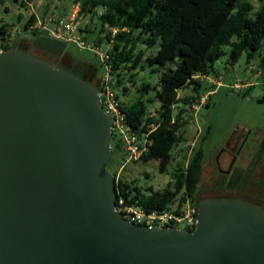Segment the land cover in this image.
<instances>
[{
    "label": "water",
    "instance_id": "water-1",
    "mask_svg": "<svg viewBox=\"0 0 264 264\" xmlns=\"http://www.w3.org/2000/svg\"><path fill=\"white\" fill-rule=\"evenodd\" d=\"M59 56L66 42L35 36ZM112 118L87 80L0 50V264H264V205L200 197L188 231L116 211Z\"/></svg>",
    "mask_w": 264,
    "mask_h": 264
},
{
    "label": "trees",
    "instance_id": "trees-1",
    "mask_svg": "<svg viewBox=\"0 0 264 264\" xmlns=\"http://www.w3.org/2000/svg\"><path fill=\"white\" fill-rule=\"evenodd\" d=\"M255 1L256 7L249 0H79L77 2L80 11L86 14L89 22L93 23L95 19L97 20L98 34L93 38L92 43L95 45L111 43L109 63L115 87H118L123 75L137 68L143 58L151 66V70L158 74L157 115L146 114L151 99H142L140 96L131 102L122 103L120 107L125 113L126 123L139 135L147 132L152 139L148 151L138 160L155 159L158 161L159 172L165 171L167 164L173 158L172 148L181 140L178 135L180 128L186 122L185 106H179L175 113L173 107L180 102L190 105V101L197 100L192 93L198 94L203 84L195 79V76H207L214 61L225 53L224 47H229L226 62L230 65H233L243 52L247 62L254 59L257 53L259 61L257 65L261 70L259 75L264 78V54L260 51L264 39V0ZM99 7H104L105 10L97 15L96 9ZM4 24L0 25V33L5 31ZM109 27L117 28L114 35L108 31ZM83 30L92 31L91 28ZM102 33L103 37H100ZM139 44H142L146 50L155 45L157 48L155 52L145 53V49L138 48ZM9 48L11 46L7 44L3 47V49ZM45 60L55 64L51 59ZM76 64L77 67L73 70L61 65L60 67L92 83L85 76L88 68L79 61ZM133 76V73H130L129 80L134 81ZM95 87L99 90V86ZM150 87V83L143 82L137 90L142 94ZM182 87L189 89L191 94L179 98L178 89ZM258 100H264V95ZM205 136L203 135L202 138L204 139ZM110 145L112 148L110 161H112L114 154L116 153V159L118 152L121 151V145L113 132ZM263 154L264 137L254 154L252 167L244 171L245 175L241 177L240 183L238 185L235 183L234 175L226 181H218L220 187L216 186L211 195L239 196L228 190L235 187L242 188L240 185L247 182L254 165ZM203 157L202 148L194 147L192 153L186 157L184 165L175 168L171 180L160 190L149 186L147 191L143 192L132 181L118 179V182L124 187H128V183L133 184L135 191L133 200H137L146 210L162 208L174 198L183 200L182 194L188 196L191 203L196 205L200 198L198 183ZM107 164L108 162L105 163L103 170H107ZM112 175L115 180V173L113 172ZM252 201L263 203L259 200Z\"/></svg>",
    "mask_w": 264,
    "mask_h": 264
},
{
    "label": "rangeland",
    "instance_id": "rangeland-1",
    "mask_svg": "<svg viewBox=\"0 0 264 264\" xmlns=\"http://www.w3.org/2000/svg\"><path fill=\"white\" fill-rule=\"evenodd\" d=\"M78 1L0 0V25L5 23V31L0 33L1 41L11 48H20L24 51L30 48L28 51L38 52L32 45L34 35L39 31L43 32L37 29V21L42 18L57 20L67 18L76 8ZM249 1L257 6L255 0ZM89 24L92 31H84L81 35L86 44L92 43L93 38L98 34L97 20ZM24 34L27 36L25 37ZM39 35L44 34L37 36ZM100 37H103V33ZM138 48L145 49L142 44H139ZM156 48L157 45L145 49V53L155 52ZM228 50L229 47H224L225 53L214 61L207 77L195 76V79L203 84L198 94L192 93L197 100L190 101V105L181 102L174 105V113L179 106H185L186 122L180 128V133L178 132L181 140L172 148L173 158L167 164L165 171L159 172L158 161L155 159L130 161L119 170V180L132 181L143 192H146L149 186L153 189H163L171 180L175 168L184 165L186 157L192 153L194 147L199 146L204 152L198 183L200 197L211 195L216 186L220 187L218 181H226L233 175L235 183L237 185L240 183L241 177L245 175L244 171L252 167L254 154L264 137V100H258L264 95V78L261 75L253 76L259 68L257 53L254 59L247 62L243 52L238 60L230 65L226 62ZM260 51L264 54V39ZM54 56L50 58L54 65L59 64L56 66L61 65L70 70L76 69V63L79 61L88 68L85 76L95 86H99L104 69L98 54L93 49L80 48L74 42H66L62 54L56 58ZM130 73H133L134 81L129 80ZM157 77L158 74L151 70V66L143 58L136 69L122 76L118 87H115L114 82L112 85L116 88L121 103L131 102L139 96L142 99H151L146 114L157 115L159 104L156 93ZM143 82L150 83L151 87L141 94L137 88ZM235 83L238 85L236 86ZM189 94L191 92L187 88L178 89L179 98ZM203 135H206L204 139ZM115 157L116 153L113 160L110 161V157L106 165L111 174L113 172L116 174L117 168L124 161L121 151L118 152L116 159ZM240 186L241 189L235 187L228 191L244 199L262 201L264 204V154L257 160L247 182Z\"/></svg>",
    "mask_w": 264,
    "mask_h": 264
},
{
    "label": "built area",
    "instance_id": "built-area-1",
    "mask_svg": "<svg viewBox=\"0 0 264 264\" xmlns=\"http://www.w3.org/2000/svg\"><path fill=\"white\" fill-rule=\"evenodd\" d=\"M104 7L96 9L97 15L104 12ZM89 21L84 12L80 11L79 3L76 8L71 11L67 18L55 19L45 18L37 21V29L43 32L38 34L49 35L65 42H74L80 48L93 49L98 54L100 63L103 66L104 73L101 76L99 84V95L101 105L106 113L112 118V132L115 134L118 142L121 145V152L124 156L123 163L117 168L115 174V191L116 203L115 209L122 217L131 223L144 226H165L171 225L177 228H185L192 230L196 223L197 207L191 203L190 198L182 194L183 200L174 198L169 204L159 209L146 210L141 206L137 200H133L135 191L133 184L128 183V187L120 185L118 182L119 170L122 169L124 164L130 161L138 160L145 152L148 151V146L152 139L148 136L147 132L140 135L135 129L126 123L125 113L120 109L122 103L118 99L116 88L112 85L114 77L111 74V66L109 63V49L111 43L105 45H95L94 43H85L81 35L84 28L88 27ZM108 31L114 35L117 31L116 27H109ZM6 44L1 41L0 35V50ZM261 70L259 68L254 72V76H259ZM250 84V83H249ZM237 86L238 83H235ZM242 85V84H240ZM199 102V101H198ZM202 102V101H201ZM199 107V106H198ZM153 127V125L151 124ZM190 153V152H189ZM130 184V185H129ZM181 225V226H178Z\"/></svg>",
    "mask_w": 264,
    "mask_h": 264
},
{
    "label": "flooded vegetation",
    "instance_id": "flooded-vegetation-1",
    "mask_svg": "<svg viewBox=\"0 0 264 264\" xmlns=\"http://www.w3.org/2000/svg\"><path fill=\"white\" fill-rule=\"evenodd\" d=\"M20 49V48H19ZM30 49V48H29ZM29 49H27L26 51H28ZM35 49L36 50H38V52H33V51H28V52H30V53H32V54H35V55H37V56H40V57H42V58H45V59H50V58H52L54 55H52V54H50V53H47V52H45V51H43V50H41V49H39V48H36L35 47ZM54 57H56V56H54ZM260 204H263V203H261L260 202Z\"/></svg>",
    "mask_w": 264,
    "mask_h": 264
},
{
    "label": "crops",
    "instance_id": "crops-1",
    "mask_svg": "<svg viewBox=\"0 0 264 264\" xmlns=\"http://www.w3.org/2000/svg\"><path fill=\"white\" fill-rule=\"evenodd\" d=\"M43 8H44V7H43ZM87 28H91V25H90L89 23H88V27H87ZM87 28H84V29L87 30ZM84 31H85V30H84ZM25 35L27 36V34H24V36H25ZM26 36H25V37H26ZM253 76H254V74H253ZM205 77H207V76H205ZM208 83H209V82H208ZM251 83H252V82L250 81V84H251ZM211 84H212V83H211ZM202 86H203V85H202Z\"/></svg>",
    "mask_w": 264,
    "mask_h": 264
},
{
    "label": "clouds",
    "instance_id": "clouds-1",
    "mask_svg": "<svg viewBox=\"0 0 264 264\" xmlns=\"http://www.w3.org/2000/svg\"><path fill=\"white\" fill-rule=\"evenodd\" d=\"M37 36V35H36ZM40 36V35H39Z\"/></svg>",
    "mask_w": 264,
    "mask_h": 264
}]
</instances>
